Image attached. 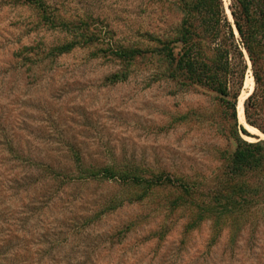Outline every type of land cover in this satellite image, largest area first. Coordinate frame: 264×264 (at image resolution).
I'll use <instances>...</instances> for the list:
<instances>
[{"label":"rangeland","instance_id":"1","mask_svg":"<svg viewBox=\"0 0 264 264\" xmlns=\"http://www.w3.org/2000/svg\"><path fill=\"white\" fill-rule=\"evenodd\" d=\"M46 1L75 27L39 26L37 11L0 0V264H264V212L192 227L173 187L138 200L132 182L83 178L108 167L213 187L236 146L213 96L161 75L156 53L127 65L111 52L153 49L144 33L164 35L182 16L147 0ZM82 21L97 40L52 56L87 33Z\"/></svg>","mask_w":264,"mask_h":264},{"label":"trees","instance_id":"2","mask_svg":"<svg viewBox=\"0 0 264 264\" xmlns=\"http://www.w3.org/2000/svg\"><path fill=\"white\" fill-rule=\"evenodd\" d=\"M147 1L160 5L165 12L181 15L179 24L161 36L145 32L144 36L155 43L153 49L118 45L111 48L112 54L131 65L149 52L156 53L164 63L161 75L182 88H201L211 94L219 110V119L214 122L223 136L235 142V149L221 153L224 164L207 191L200 183L183 177L160 173L146 179L130 173L118 174L108 167L88 171L83 178L132 182L143 190L138 200L158 187H173L178 192L173 203L188 202L194 208L192 227L207 218L217 224L222 220L242 223L255 213L264 212V139L260 136H255V141L244 139L241 132L252 135L240 124L238 115L249 60L255 88L244 101L245 120L264 134V0H230L233 22L224 0ZM11 4L37 11L39 26L75 27L46 0H12ZM82 23L87 33L79 35L78 41L54 47L52 56L70 53L81 44L97 40L98 34L85 21ZM121 77L126 78V74H117L113 80Z\"/></svg>","mask_w":264,"mask_h":264},{"label":"bare ground","instance_id":"3","mask_svg":"<svg viewBox=\"0 0 264 264\" xmlns=\"http://www.w3.org/2000/svg\"><path fill=\"white\" fill-rule=\"evenodd\" d=\"M250 78H247L246 80V87L247 85L249 84L250 82ZM249 96V92H245L242 94L241 98H240V101H239V105H238V115H239V120L242 124H246L245 123V113H244V101L246 100V98ZM246 127L254 134H260V136L264 137V134H262L258 129L254 128V127H251L249 125L246 124ZM248 140L250 141H254L253 138H248Z\"/></svg>","mask_w":264,"mask_h":264},{"label":"water","instance_id":"4","mask_svg":"<svg viewBox=\"0 0 264 264\" xmlns=\"http://www.w3.org/2000/svg\"><path fill=\"white\" fill-rule=\"evenodd\" d=\"M250 94H251V93H250ZM245 128H246L247 130H249L246 126H245ZM242 135H243V138H245V137H246V138H247V137H248V138H251V137H252V136H249V135H246V134H243V133H242ZM257 136H259V135H257Z\"/></svg>","mask_w":264,"mask_h":264}]
</instances>
